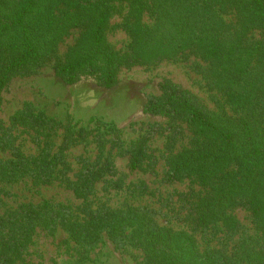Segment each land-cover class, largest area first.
<instances>
[{
	"label": "trees",
	"instance_id": "obj_1",
	"mask_svg": "<svg viewBox=\"0 0 264 264\" xmlns=\"http://www.w3.org/2000/svg\"><path fill=\"white\" fill-rule=\"evenodd\" d=\"M113 1L0 0V53H8L0 63V102L14 76L27 74L52 59H56V75L67 84L90 76L96 77L100 85L112 87L121 67L131 61H155L179 54L199 58L206 63L208 84L224 99L220 108L208 109L168 79L160 82L161 94L148 99L144 112L177 118L187 125L190 140L170 157L165 180L195 178L204 185L211 184L212 191L197 195L186 216L194 228L205 232L208 242L201 249L192 235L160 227L135 208L91 210L83 221L61 216L60 224L79 244L95 243L104 230L116 242L125 243L130 236L126 230L132 226L136 238L142 237L138 243L149 264H264V0H126L134 16L130 30L137 36L138 55L121 53L107 41L108 22L115 10ZM158 4L163 8L157 9ZM231 7L233 20L228 23L225 15ZM149 9H157L154 14L166 28L159 30L141 23L143 13ZM149 30L169 37L171 47L148 43ZM77 31L76 43L61 59L60 42ZM17 125L40 132L54 128L56 123L30 107L17 114L11 125L0 123V182L27 176L46 184L61 177L77 196L86 197L98 182L107 180L108 174H115L111 160L97 167L85 159L71 180L65 174L69 166L64 158L56 153L46 155V144L36 155L22 152L12 132ZM181 131L176 129L169 136L171 147ZM146 140L123 150L129 154L130 169L139 168L147 156ZM115 145L120 148L122 144L117 139ZM4 151L11 156L4 157ZM113 184L118 187L120 182L114 180ZM238 205L252 214L259 234L233 238L239 224L228 219L227 209ZM48 208L47 203H27L12 213L14 220H8L7 225L12 235L0 253L13 251L20 256L37 222L54 228L61 213ZM219 229H227L225 237L230 243L211 244ZM7 261L6 257L4 263Z\"/></svg>",
	"mask_w": 264,
	"mask_h": 264
},
{
	"label": "rangeland",
	"instance_id": "obj_2",
	"mask_svg": "<svg viewBox=\"0 0 264 264\" xmlns=\"http://www.w3.org/2000/svg\"><path fill=\"white\" fill-rule=\"evenodd\" d=\"M112 3L115 10L108 22L107 41L121 53L138 55L137 36L130 30L134 16L129 1L114 0ZM161 8L163 6L158 4L157 9ZM157 9L146 10L140 21L150 28L163 30L165 25L154 14ZM228 12L225 19L229 23L233 20V8ZM149 31L148 43H166L171 47L169 37ZM159 36L162 38L158 39ZM78 37L77 31L60 42L58 52L61 59L67 57L69 48ZM7 54L0 53V63ZM55 62L56 59H52L42 67L10 80L1 94L0 123L4 127L11 125L13 118L27 107L42 112L48 120L56 123L54 128L34 132L33 128L17 125L12 129L17 136L15 144L21 145L26 156L38 154L46 144V155L51 157L56 153L64 158L69 166L65 174L71 180L75 179L85 159L97 167L109 159L114 164L115 174H108L107 180L98 182L94 192L86 197L77 196L61 177L46 184L27 176L13 182H0V248L10 241L12 234L7 225L14 220L11 215L21 205L47 203L49 210L61 213L54 228L37 222L29 231L20 256L13 251L4 255L0 253V264H149L142 245L138 243L142 237L136 238L132 226L126 230L130 236L125 243L116 242L104 230L95 243L79 244L59 222L61 216L83 221L91 210L102 208L139 209L160 227L170 228L171 232L185 231L201 249L205 248L208 236L201 229L194 228L186 216L197 195L204 196L213 187L195 178L165 180L170 157L188 145L191 134L182 120L145 113L144 106L150 97L161 94L160 82L169 79L188 90L208 109L220 108L224 99L208 84L206 63L194 56L180 54L172 58L165 55L155 61H131L119 70L116 84L105 87L96 77L90 76L67 84L56 75ZM225 107L232 113L230 107ZM179 128L182 131L176 135L175 145L171 147L169 136ZM143 138L147 139V156L139 168L132 170L129 154L123 150L137 145ZM117 139L122 148L115 145ZM1 154L11 156L9 151ZM114 180L120 182L118 187L113 184ZM227 214L228 219L239 224L238 234L233 237L235 240L241 235L259 234L256 220L242 205L227 209ZM226 233L227 229H219L211 244L224 246L228 242ZM231 246L230 251L233 250ZM6 257L8 261L4 263Z\"/></svg>",
	"mask_w": 264,
	"mask_h": 264
}]
</instances>
